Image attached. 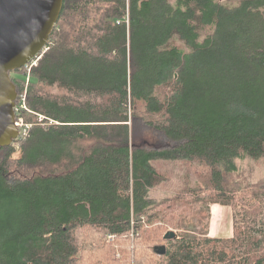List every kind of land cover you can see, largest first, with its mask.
I'll list each match as a JSON object with an SVG mask.
<instances>
[{"label": "trees", "instance_id": "16d2710c", "mask_svg": "<svg viewBox=\"0 0 264 264\" xmlns=\"http://www.w3.org/2000/svg\"><path fill=\"white\" fill-rule=\"evenodd\" d=\"M46 48L9 74L30 128L0 147V264H264V178L240 164L264 160V0H64ZM156 161L198 183L151 202Z\"/></svg>", "mask_w": 264, "mask_h": 264}, {"label": "water", "instance_id": "95a60500", "mask_svg": "<svg viewBox=\"0 0 264 264\" xmlns=\"http://www.w3.org/2000/svg\"><path fill=\"white\" fill-rule=\"evenodd\" d=\"M64 0H0V147L19 136L15 125L16 87L10 72L22 69L46 46L60 17ZM177 238L174 231L166 240ZM163 255L166 248L160 246Z\"/></svg>", "mask_w": 264, "mask_h": 264}, {"label": "rangeland", "instance_id": "374dc122", "mask_svg": "<svg viewBox=\"0 0 264 264\" xmlns=\"http://www.w3.org/2000/svg\"><path fill=\"white\" fill-rule=\"evenodd\" d=\"M133 124L132 131L134 136L139 138L141 143H144V145H148L151 148L162 146L165 149H171L182 143L181 141L172 140L165 134L152 129L143 121H137ZM240 164L243 166L242 169L245 174L248 175L250 180L257 181L264 178V160L254 161L247 159L245 161H241ZM154 166L167 177L168 181L150 192L151 202L175 196L183 188L184 181H186V179L189 180L191 185H196L198 183V177L192 167L183 162L156 161L154 162ZM171 230L173 229L170 228L169 231ZM232 235L233 217L230 209L214 206L210 236L217 238H229L232 237Z\"/></svg>", "mask_w": 264, "mask_h": 264}, {"label": "built area", "instance_id": "2783aa9c", "mask_svg": "<svg viewBox=\"0 0 264 264\" xmlns=\"http://www.w3.org/2000/svg\"><path fill=\"white\" fill-rule=\"evenodd\" d=\"M128 19V18H127ZM47 48L45 47L43 51L44 52ZM39 53L36 57H34L31 61H29L24 67L27 69L28 73H30L32 67L36 66L39 59L42 56V53ZM22 109H27L26 106V94L23 93L19 96V103L15 105L14 107V111H15V116L19 115L21 113ZM44 117H40L39 118V122H43ZM15 125L18 128L19 131V135L23 132V134L26 133L27 129L30 128V126L28 124H25L22 118L19 119H15ZM132 237L134 236V234L131 235ZM108 240L109 241H113L114 240V236L113 235H108Z\"/></svg>", "mask_w": 264, "mask_h": 264}, {"label": "bare ground", "instance_id": "6f19581e", "mask_svg": "<svg viewBox=\"0 0 264 264\" xmlns=\"http://www.w3.org/2000/svg\"><path fill=\"white\" fill-rule=\"evenodd\" d=\"M110 61H111V60H110ZM101 79H102V78H101ZM82 84H83V83H82ZM71 85H72V84H71ZM71 85H70V86H71ZM100 87H101V86H100ZM73 88H74V87H73ZM73 88H72V89H73ZM76 90H78V89H76ZM122 106H123V105H122ZM202 111H204V110H202ZM212 121H213V119H212ZM219 122H220V121H219ZM206 130H207V129H206ZM218 133H219V132H218ZM227 186H228V185H227ZM227 188H228V187H227ZM195 213H196V212H195ZM135 214H136V213H135ZM193 214H194V213H193ZM134 217H135V216H134ZM193 217H194V215H193ZM134 219H135V218H134ZM137 223H138V222H137ZM195 223H197V222H195ZM140 225H141V223H140ZM150 242H151V241H150ZM159 243H160V242H159ZM152 245H153V244H152ZM196 252H197V251H196ZM198 252H199V251H198Z\"/></svg>", "mask_w": 264, "mask_h": 264}, {"label": "crops", "instance_id": "0c3cea01", "mask_svg": "<svg viewBox=\"0 0 264 264\" xmlns=\"http://www.w3.org/2000/svg\"><path fill=\"white\" fill-rule=\"evenodd\" d=\"M219 212V211H218Z\"/></svg>", "mask_w": 264, "mask_h": 264}]
</instances>
